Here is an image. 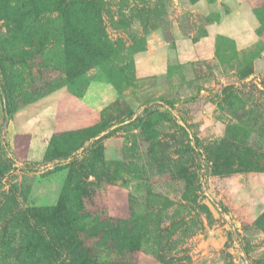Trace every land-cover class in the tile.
Segmentation results:
<instances>
[{"label": "rangeland", "instance_id": "374dc122", "mask_svg": "<svg viewBox=\"0 0 264 264\" xmlns=\"http://www.w3.org/2000/svg\"><path fill=\"white\" fill-rule=\"evenodd\" d=\"M0 264H264V0H0Z\"/></svg>", "mask_w": 264, "mask_h": 264}, {"label": "crops", "instance_id": "0c3cea01", "mask_svg": "<svg viewBox=\"0 0 264 264\" xmlns=\"http://www.w3.org/2000/svg\"><path fill=\"white\" fill-rule=\"evenodd\" d=\"M202 9L203 10L206 9L207 11L209 10V12H212V11L213 12H216L215 11V7H212L210 9V5H207V8L203 7ZM210 10H212V11H210ZM246 17H247L246 15L244 16L243 14L242 15L240 14V18L243 19V20H245V22H244L245 24H246V22H252V19L250 17H248V19ZM240 18L236 19V22L233 23L234 24L233 30L236 29V28L238 29L239 26H240V29H241V27H242V21L239 20ZM224 20H221L220 21V24H217L216 27H214L215 30L212 31V33H210V31H209L208 35L206 37H204L202 40H200L195 45L196 51H198L199 53H201L203 55H205L206 53L209 54V53L212 52V48L214 46V41H215V39L217 37L216 36V33H215L216 30L218 31V34L221 35L224 32V30H227V28H228V25L229 24L227 23V21L225 22Z\"/></svg>", "mask_w": 264, "mask_h": 264}, {"label": "water", "instance_id": "95a60500", "mask_svg": "<svg viewBox=\"0 0 264 264\" xmlns=\"http://www.w3.org/2000/svg\"><path fill=\"white\" fill-rule=\"evenodd\" d=\"M6 123H7V116H6Z\"/></svg>", "mask_w": 264, "mask_h": 264}]
</instances>
